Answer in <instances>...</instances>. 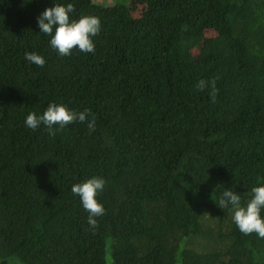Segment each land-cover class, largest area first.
<instances>
[{"label":"trees","instance_id":"trees-1","mask_svg":"<svg viewBox=\"0 0 264 264\" xmlns=\"http://www.w3.org/2000/svg\"><path fill=\"white\" fill-rule=\"evenodd\" d=\"M67 3L100 18L94 52L61 57L39 32ZM217 77L214 101L195 88ZM53 102L90 109L95 130L26 127ZM93 176L95 230L71 192ZM258 183L264 0H0V264H264V239L217 204Z\"/></svg>","mask_w":264,"mask_h":264},{"label":"clouds","instance_id":"clouds-1","mask_svg":"<svg viewBox=\"0 0 264 264\" xmlns=\"http://www.w3.org/2000/svg\"><path fill=\"white\" fill-rule=\"evenodd\" d=\"M74 11L75 7L72 3L54 4L46 8L37 18L39 32L51 37L50 45L61 57L70 56L74 49L85 53L94 52L93 38L101 32L102 24L98 16L82 15L78 19H72L71 13ZM25 59L38 67H43L46 63L44 57L36 52L26 51ZM217 79L218 77L211 80L201 79L196 83L195 88L199 91L207 89L214 101L219 91L216 87ZM77 121L87 123L90 132L95 130V117L90 109L73 110L63 103L53 102L41 115L30 112L25 118V125L35 130L43 124L49 135L55 136L56 132ZM105 185V178L93 176L82 183L74 184L71 188V192L80 197L84 209L89 213L87 223L93 230L99 226L97 217L105 215L106 212L104 205L97 199L104 191ZM251 193V198L246 205H243L241 196L237 192L226 189L216 203L222 209L231 205L232 220L241 233L246 236L255 233L259 238L264 239V216L261 215L264 210V183L254 186Z\"/></svg>","mask_w":264,"mask_h":264},{"label":"rangeland","instance_id":"rangeland-1","mask_svg":"<svg viewBox=\"0 0 264 264\" xmlns=\"http://www.w3.org/2000/svg\"><path fill=\"white\" fill-rule=\"evenodd\" d=\"M103 3H106V4H109V3H113L115 2L116 0H101ZM135 9H140L141 8V5L137 4L135 7Z\"/></svg>","mask_w":264,"mask_h":264}]
</instances>
